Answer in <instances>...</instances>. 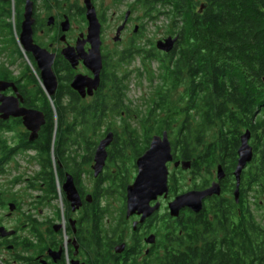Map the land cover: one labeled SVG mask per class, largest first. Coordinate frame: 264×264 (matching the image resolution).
I'll return each mask as SVG.
<instances>
[{
    "label": "flooded vegetation",
    "instance_id": "obj_1",
    "mask_svg": "<svg viewBox=\"0 0 264 264\" xmlns=\"http://www.w3.org/2000/svg\"><path fill=\"white\" fill-rule=\"evenodd\" d=\"M86 1L0 0V228H3L0 250L8 253L9 264L187 262L195 257L191 250L199 240L196 225L202 219L211 222L215 218L229 217L238 221V206L225 207L218 212L213 204L216 201L229 203L235 188L232 176L235 168L230 177L224 170L220 196L205 199L201 212L184 209L177 217H171L167 204L175 196L208 188L216 180V174L214 171L209 183L196 189L201 178L192 175L191 168L185 171L180 165L174 166L185 161L177 159L173 153V137H169L173 161L166 165L169 169L168 197L149 202L151 208L158 202L159 209L141 222V215L127 217L125 207L127 186L131 184L127 183L131 180L130 170H134L132 180L137 175L136 160L140 156L134 157L135 147L123 148L126 163L129 149L133 158L130 166L126 163L122 166L111 155L117 153L114 146L127 145L112 141L107 148L106 162L96 175V149L107 133L98 142L61 143L57 140L58 119L80 113L77 109L65 110V103L91 102L102 87V91L107 90L105 76L110 74L112 67L127 66L122 62L129 51L155 50L151 40L143 41L148 21L146 4L154 0H90L101 25L102 70L98 90L92 96L82 97L71 84L77 76L94 78L85 66V58L92 48L88 40ZM131 60V57L127 59ZM185 103L180 101L178 112L186 117L196 109L186 110ZM26 113L31 117L32 129L24 124ZM74 123V133L83 130L79 120ZM52 124V141L47 150L45 131ZM187 174L192 176L190 182H195L181 191L177 180L180 178L179 182L185 183ZM172 177L176 195L170 192ZM68 179L77 192L78 199L74 201H70L64 191ZM225 189L231 190V194ZM251 189L248 188V198ZM243 200L246 208L248 199ZM113 203L119 206L114 209Z\"/></svg>",
    "mask_w": 264,
    "mask_h": 264
},
{
    "label": "trees",
    "instance_id": "obj_2",
    "mask_svg": "<svg viewBox=\"0 0 264 264\" xmlns=\"http://www.w3.org/2000/svg\"><path fill=\"white\" fill-rule=\"evenodd\" d=\"M146 6L148 20L170 18L168 35H177L179 41L169 55L154 49L129 51L122 62L132 64L138 55L144 72L139 70V75L148 77L151 84L158 80L149 112L141 121L142 140L138 141L136 130L123 119L133 117L125 104L130 74L122 72L123 66L110 69L104 78L107 90L102 87L91 102L74 100L63 105L65 110L80 113L58 119L57 140L98 142L112 131L113 142L127 145L114 146L117 153L111 155L123 166L127 160L123 148L135 147L134 157H139L154 135L167 131L174 140L173 153L177 159L191 162L192 175L202 182L195 188L202 189L218 165L230 177L236 167L239 136L248 130L254 157L249 170L241 175L239 203H234L228 189V204L213 203L218 212L238 206V221L202 219L196 225L199 240L191 250L195 257L181 264H264V227L252 215L251 203L245 208L243 202L244 198L249 201V187L264 197V0H154ZM153 62L158 65L157 76L147 69ZM179 87L183 88L179 102H186V110L196 109L190 116L179 114L180 106L171 102L172 92ZM113 116L123 119L120 133L110 127L100 133L98 129ZM74 120H79L83 130L72 131ZM53 129L54 124L45 131L47 150ZM173 178L170 192L176 195Z\"/></svg>",
    "mask_w": 264,
    "mask_h": 264
},
{
    "label": "water",
    "instance_id": "obj_3",
    "mask_svg": "<svg viewBox=\"0 0 264 264\" xmlns=\"http://www.w3.org/2000/svg\"><path fill=\"white\" fill-rule=\"evenodd\" d=\"M90 0L88 2V40L92 44L89 56L85 58V66L94 74V78H86L85 76H77L71 84L73 90L79 93L82 97L86 94L92 96L95 90H98L100 86V72L102 70V58L100 52L101 41L100 39V23L96 17L95 10ZM203 9V7H201ZM200 9V10H201ZM123 29V26L118 29V33ZM178 37L172 38L167 37L166 39L160 40L156 43V51L168 54L173 51ZM70 59V58H69ZM72 61V59H70ZM264 82V79H263ZM264 84V83H263ZM23 121L25 126L32 129L30 126L31 117L28 113L23 115ZM240 138V146L237 151V162L233 177L235 180V188L233 189V200L234 203H239L240 198V185L241 175L246 169L247 165L252 162L254 152L250 145V132L246 130ZM114 141V133L108 132L105 137L98 142L95 156V171L96 175L101 172L106 159H107V148L111 142ZM150 141L148 149L141 154L136 160L137 175L133 180V183L127 186L126 192V205L127 217L133 214L141 215V222L144 218L151 216V214L159 209V203L154 204V208H151L149 202L158 200L159 197H168V177L169 169L166 166L168 163L173 161L172 146L169 141V134L167 131H163L160 135H154ZM190 161L182 163H175V167L181 166L183 170H189L191 168ZM216 180L211 185L203 190H189L182 194L175 196V198L169 203V213L171 217H177L179 213L184 209H189L195 213L203 210V204L205 199L220 196L221 187L220 182L224 180L225 172L221 165L216 168ZM64 191L70 201L78 199L77 192L71 180L68 179L64 183ZM3 228H0V234Z\"/></svg>",
    "mask_w": 264,
    "mask_h": 264
},
{
    "label": "rangeland",
    "instance_id": "obj_4",
    "mask_svg": "<svg viewBox=\"0 0 264 264\" xmlns=\"http://www.w3.org/2000/svg\"><path fill=\"white\" fill-rule=\"evenodd\" d=\"M170 23V18L166 17V16H161L159 19L157 20H148L146 25V37H144V40H151L152 43H156L160 40L166 39L167 36H169V32H168V25ZM156 51V47L155 50ZM158 52V51H156ZM141 63V59L138 57L136 58L132 64H127L126 67H123L122 72H127L129 75V81H128V89H127V97H126V102L125 104L127 105L128 109H130V112L132 114V118H128V116H123L127 123L131 126L132 129H135L139 140H142L143 134H142V130L141 128V121L142 119H144V115H147L150 109V101H152V99H154V90L155 88L158 86V80L155 81L154 84H151L148 80V77H144V76H140L139 75V70L143 72V67ZM147 69L149 70V72H152L154 75L153 76H157L159 74V69H158V65L153 62L147 65ZM183 92V88L179 87L177 88V90L175 92H172L171 97L172 100L171 102L175 103V106L179 107L180 106V102H179V98L182 95ZM178 102V104H177ZM123 119H121L118 116H113L112 118H109L106 121V124H104L102 126V128L98 129L100 133H103L105 130V128L110 127L112 129H116L118 130V133H120V129L123 125ZM132 150H128V154L127 157H129V160L127 161V166H130V161L133 158V153H130ZM134 163V162H133ZM135 164V163H134ZM173 170L172 168L170 169ZM216 171V170H214ZM216 174V173H215ZM134 175V170L131 169L130 170V174L129 177H131V180H126L127 183L131 182V184L133 183L132 180V176ZM124 176H125V172H124ZM185 178V183L179 182L181 181L180 178H178V183L177 185L179 186V188L181 189V191H184L187 189V187L191 186L193 184V181L190 182V176L189 174L184 176ZM128 185V184H127ZM251 203V210H252V215H254V217L256 218V220L262 225V227H264V197H261L260 195L251 193L249 196V201ZM254 203V204H252ZM113 208L116 209L119 205L116 204H112ZM5 253V257L8 259L9 255L7 252Z\"/></svg>",
    "mask_w": 264,
    "mask_h": 264
},
{
    "label": "built area",
    "instance_id": "obj_5",
    "mask_svg": "<svg viewBox=\"0 0 264 264\" xmlns=\"http://www.w3.org/2000/svg\"><path fill=\"white\" fill-rule=\"evenodd\" d=\"M5 251L0 250V264H9L8 259L5 257Z\"/></svg>",
    "mask_w": 264,
    "mask_h": 264
}]
</instances>
